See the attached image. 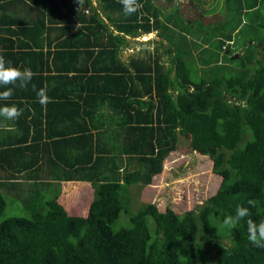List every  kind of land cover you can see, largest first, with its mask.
Masks as SVG:
<instances>
[{"label":"trees","instance_id":"obj_1","mask_svg":"<svg viewBox=\"0 0 264 264\" xmlns=\"http://www.w3.org/2000/svg\"><path fill=\"white\" fill-rule=\"evenodd\" d=\"M221 1L195 0L187 17L178 7L165 14L154 0H139L143 7L131 16L119 0H97V6L29 0L50 24L53 16L60 24L54 54L70 65L55 66L54 78L71 74L79 93L52 101L68 103L81 124L51 136V102L35 125L46 121V134L0 148L2 168L12 170L0 178V219L9 200L29 214L0 220V264H264V249L250 243L244 221L231 229L222 223L237 206L248 207L257 222L264 219V0H223L224 16L208 11ZM153 32L159 38L153 46L121 61L120 51L137 44L133 38ZM188 33L198 40L189 42ZM190 57L207 71L198 79ZM104 110L117 118L116 130L107 132L113 148L106 147V130L97 131L98 122L105 127ZM180 137L212 160L222 178L217 192L182 214L144 203L129 216L130 226L115 228L130 214L131 188L152 184ZM52 146L54 163L42 157ZM62 147L73 148L75 159H61ZM11 154L21 155L17 165ZM47 163L61 172L50 179L29 175ZM68 181L93 188L86 216L70 214L60 202L61 183Z\"/></svg>","mask_w":264,"mask_h":264},{"label":"crops","instance_id":"obj_2","mask_svg":"<svg viewBox=\"0 0 264 264\" xmlns=\"http://www.w3.org/2000/svg\"><path fill=\"white\" fill-rule=\"evenodd\" d=\"M91 1L95 6L98 5L97 0ZM154 1L156 3V1L162 2L163 0ZM80 10L84 14L89 13L88 9L85 7H81ZM54 19H56V17L53 16L52 23L50 24L48 19L44 17L43 14L29 2V0H0V55H4L6 60L11 61L14 66L21 68L30 67L35 73L32 81L27 85V87L21 88L17 85H9L8 87L13 89V96L9 101L0 100V107L5 104H16L19 108L24 110L23 115L16 120L8 121L0 117V148H6L5 146L7 144L22 137H28L29 141H32V136L37 137V133L41 130H44V134H46L45 118H42L45 121L42 128L35 126L38 124L40 125L39 122L42 116V111L45 112L47 109V106H41L37 99L36 93L41 87H44L45 85L47 86L48 93H50L49 96L52 100H57L59 96L72 98L73 94L79 93L76 91L74 82L69 80V78H72L71 74H69V78L66 79L64 77L61 79L54 78L56 76L55 66L62 65L64 67H68L70 65V60H68L67 63V60L64 57H55L54 52L57 49L61 27ZM150 35V37H154L152 40L150 38L147 41L149 42L151 40V42H149V46L151 47L153 46V43L157 41L158 37L156 32L150 33ZM127 38L130 39V37ZM132 40L137 41L139 40V37L133 38ZM139 51L140 47L138 45L122 49L119 57L122 62H126L129 57L139 53ZM49 52L51 54H49ZM45 58L47 63L45 62ZM164 61L166 62L165 59ZM51 70L52 72H50ZM45 78L48 79V82ZM33 85H35V90L33 89ZM3 90L6 89L0 87V91ZM66 105H68V103L63 104L60 102H52L49 106L51 125L48 128L51 136H56L55 138H58L62 132L68 131L66 133L71 134V132H73L76 127H79L81 124L80 119L75 120L73 118L72 112H69ZM103 114L105 115L104 118H106L104 121L105 127H102V122H98L96 124L98 125L97 131L106 130V147L113 148L114 145L113 140L111 139L112 137L110 138V135L107 136V132H113L116 130L117 118L111 110H104ZM74 116L78 115L74 114ZM68 144H70V142ZM51 148L52 150L50 151ZM51 148H48L42 157L47 159L50 163H54L49 157L50 155L54 159L56 157L54 146ZM34 153L39 154L37 150H35ZM42 153L43 151L39 155L41 156ZM62 153H64V155H61V159L66 161L68 159L71 161L75 159L71 158L72 154L73 157L75 155L73 148H67V150H64L63 148ZM28 157L32 159L33 156L28 154ZM20 158V154L16 158L14 157V154H11L8 159H10L14 165H17L16 161ZM25 158L28 159L27 157ZM4 165H6V163H4ZM47 166L49 167H43L37 174L29 175L50 179L53 178L52 176H54V174L56 175L61 172V170H55L54 166L48 163ZM4 168L5 169H3L2 164H0V178H5V176L11 174L10 171L12 170H8L6 167ZM6 170L9 173H6ZM24 174L25 172L17 178H22ZM40 186L41 188H44V186ZM33 187L36 189V187L39 186ZM28 192L29 191L26 190L23 193L27 194ZM68 194L71 198L67 201L66 198H68ZM59 200L62 205L67 207L70 214L86 216L88 207L93 200V188L89 183L81 181L62 182ZM70 202H74L75 204L73 203V205H71Z\"/></svg>","mask_w":264,"mask_h":264},{"label":"rangeland","instance_id":"obj_3","mask_svg":"<svg viewBox=\"0 0 264 264\" xmlns=\"http://www.w3.org/2000/svg\"><path fill=\"white\" fill-rule=\"evenodd\" d=\"M193 2H195V0H172V2L163 0L162 2L156 1L155 4L161 6L165 14H169L174 7H178L181 11L186 13V9L192 7ZM212 6V9L210 8L211 4L207 6L208 11L219 12L221 16H224L225 3L223 0L221 3L217 5L213 4ZM195 12L198 13L199 11ZM186 16L190 17L192 15L186 13ZM206 20H208V18ZM207 30H210V28ZM146 36H149V38L146 39ZM150 36V34L139 36L136 45H138L141 50L147 49V47H149V42L154 38ZM150 38L151 40L147 42ZM197 38L198 37L194 35V33H188L189 42L191 39L197 41ZM157 40H159V38ZM192 57L189 58V62L192 66L194 78L198 79L200 77L199 72H201L202 69L203 74H206L207 71L204 70L205 68L201 63L195 62ZM163 59L166 60L167 64H170V58L168 56H164ZM233 68L237 70L241 69V67L238 66ZM226 74L230 75L228 72ZM212 165V160L209 157L202 156L191 150L190 140L188 138L180 137L176 150L165 160L162 173L154 177L152 184L146 187L136 185L131 188V200L129 201L128 199L130 214H122L120 219L116 222L115 228L130 226L129 216L137 213L144 203H154L160 211H164L167 207H170L177 214H182L203 204L217 192L222 182V178L213 173ZM69 198H71V196L69 197L68 194V198H66L67 201ZM26 215L29 214L23 211L20 203H13L12 200H9V206L0 220L12 216ZM148 223L153 231L154 223L150 217L148 218ZM223 243L228 246L231 244L228 238H226Z\"/></svg>","mask_w":264,"mask_h":264},{"label":"clouds","instance_id":"obj_4","mask_svg":"<svg viewBox=\"0 0 264 264\" xmlns=\"http://www.w3.org/2000/svg\"><path fill=\"white\" fill-rule=\"evenodd\" d=\"M119 2L126 16L138 13L143 7L139 0H119ZM79 3H81L80 0ZM34 75L35 73L30 67L21 68L14 66L11 61L6 60L4 55H0V87L6 89L0 91V100L9 101L13 96V89L8 87L9 85H17L21 88L27 87ZM33 89L35 90V85H33ZM36 94L38 102L43 107L53 102L52 98L48 95L46 85L41 87ZM23 111L16 104H5L0 107V117L8 121L16 120L23 115ZM248 203L252 207L256 205V201L254 200H250ZM241 221H244L247 225L248 240L250 243L257 248L264 249V219L258 222L255 221L248 207L237 206L235 213L227 215L222 223L223 227L231 229L239 225Z\"/></svg>","mask_w":264,"mask_h":264},{"label":"bare ground","instance_id":"obj_5","mask_svg":"<svg viewBox=\"0 0 264 264\" xmlns=\"http://www.w3.org/2000/svg\"><path fill=\"white\" fill-rule=\"evenodd\" d=\"M149 38V36H146V39H148Z\"/></svg>","mask_w":264,"mask_h":264}]
</instances>
